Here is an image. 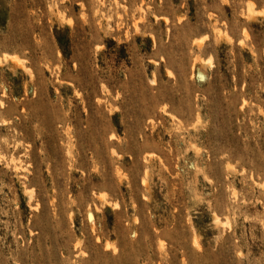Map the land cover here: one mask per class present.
Wrapping results in <instances>:
<instances>
[{
  "label": "rangeland",
  "instance_id": "rangeland-1",
  "mask_svg": "<svg viewBox=\"0 0 264 264\" xmlns=\"http://www.w3.org/2000/svg\"><path fill=\"white\" fill-rule=\"evenodd\" d=\"M263 186L264 0H0V264H264Z\"/></svg>",
  "mask_w": 264,
  "mask_h": 264
},
{
  "label": "bare ground",
  "instance_id": "bare-ground-1",
  "mask_svg": "<svg viewBox=\"0 0 264 264\" xmlns=\"http://www.w3.org/2000/svg\"><path fill=\"white\" fill-rule=\"evenodd\" d=\"M252 7V6H251ZM251 7H250V9H251ZM249 8V7H248ZM250 9H249V11H250ZM251 12H253V10L251 9ZM249 14H251L250 12H249ZM253 14H254V12H253ZM260 15V14H259ZM262 15V14H261ZM15 59V58H14ZM16 60V59H15ZM19 61V60H18ZM208 62H210V61H207V64H208ZM21 64V63H20ZM154 82V81H153ZM264 187V186H263Z\"/></svg>",
  "mask_w": 264,
  "mask_h": 264
}]
</instances>
